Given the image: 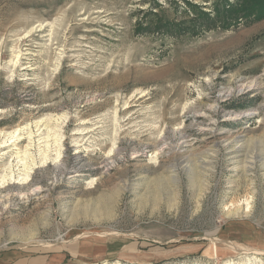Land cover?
I'll return each mask as SVG.
<instances>
[{"label":"rangeland","instance_id":"374dc122","mask_svg":"<svg viewBox=\"0 0 264 264\" xmlns=\"http://www.w3.org/2000/svg\"><path fill=\"white\" fill-rule=\"evenodd\" d=\"M191 17L183 0H0V131L21 129L12 139L29 142L35 167L23 182L0 176V194L14 193L0 264H264V17L205 31ZM193 109L212 114L214 134ZM237 134L231 153L223 143ZM183 139L194 142L182 150ZM10 148L0 175L22 168ZM30 180L50 190L21 199Z\"/></svg>","mask_w":264,"mask_h":264},{"label":"bare ground","instance_id":"6f19581e","mask_svg":"<svg viewBox=\"0 0 264 264\" xmlns=\"http://www.w3.org/2000/svg\"><path fill=\"white\" fill-rule=\"evenodd\" d=\"M17 55V54H16ZM257 79H259V78H254V79H252V80H250V81H248V82H246V83H239V84H237L236 85V87H231V86H229V87H227V88H225V89H222L221 91H218V94H217V98H218V100L220 101V100H222V98H224V97H227V96H229V95H231L232 93H237V94H240V93H242V92H244V91H247V90H250V89H252L253 87H255V86H257L258 85V83H259V81H257ZM92 101V100H91ZM207 108L209 109V112H211L212 114L215 112H218L217 110V108H218V101H216V103L214 102V104H211V105H208L207 106ZM212 114H210V115H212ZM253 114V112H249L248 110H244V111H240V112H227L225 115H224V119L223 120H236V119H240V118H243V117H245V116H250V115H252ZM255 114V113H254ZM191 115H192V117H194V118H197V117H201V116H203L204 118H207V125H205L206 127H199V125L197 126L198 128L197 129H201V130H205V131H207L208 133H210V135H212V134H214L215 132H216V123H217V120L212 116H210V115H208L207 113H205V112H202V111H200V109H193L192 110V113H191ZM117 116V115H116ZM116 119V118H115ZM206 120V119H205ZM116 121V120H115ZM115 121H114V123H115ZM117 125V124H116ZM39 129V128H38ZM47 129H49V128H47ZM52 129V128H51ZM20 128H15L12 132H10L9 134H7L6 132H2V131H0V135H2V136H4V134L5 135H8L7 136V138L5 139V140H3L2 142V144L0 145V147H8V146H11L12 148H10L11 150H14V152L13 151H10L11 152V155H13V153H15V155L13 156L14 158H18V160H17V162H16V164H18L19 163V166H22V168L21 169H19V168H17V169H14V167L16 166L15 164H14V166L11 164V163H7V166H4V170H5V173L4 174H2V175H0L1 176V181H2V183H4V182H7V181H12L13 183H17L16 182V180L18 179L19 181L21 180H26L28 177H29V174L31 173V169L32 168H35L34 167V165L33 166H30L29 165V163H28V158H29V156L31 157V155H30V152H28V149H29V142H28V144H26L25 145V148H24V150H20V148H17L16 146H15V139L17 138V136L18 135H20L21 133H20ZM48 131H50V130H48ZM55 131V130H54ZM114 132H115V130H114ZM2 133V134H1ZM48 133V132H47ZM50 133V132H49ZM48 133V134H49ZM26 134H27V136H26V138L27 139H29L30 141H32V139H33V136H32V131L31 130H28V132H26ZM41 134V133H40ZM182 134H183V136H184V133L182 132ZM51 135V134H50ZM57 135V134H56ZM59 135V134H58ZM57 135V136H58ZM242 136H243V134H237V135H235L233 138H230V139H227L224 143H223V145H227V147L230 149V152L231 153H233V151H232V147H238L239 145H241V143H242ZM15 137V139H12V138H14ZM46 137H48V135H46L45 137H43L44 139H47ZM20 138V137H19ZM60 138V137H59ZM11 139V140H10ZM54 139H55V136H54ZM53 139V140H54ZM61 139V138H60ZM18 140V139H17ZM43 142L45 143V142H47L46 140H43ZM55 142H56V140H55ZM193 142L194 141H192V140H190V139H187V140H182V141H180V143H178V144H180L178 147H180L182 150H184V147H189V146H192V144H193ZM30 143H32V142H30ZM48 143V142H47ZM44 145V144H43ZM49 145V143L48 144H46L45 143V146L47 147ZM42 146V145H41ZM57 146H58V144H57ZM169 145L167 144V143H165V142H163L161 145H160V148H159V150H162L163 151V149H168L169 147H168ZM49 147V146H48ZM48 147L46 148V149H48ZM59 147V146H58ZM39 148H40V146H39ZM38 148V149H39ZM60 148V147H59ZM42 149V148H41ZM159 150L157 151V152H155L154 154L155 155H158L159 154ZM209 150H212V149H209ZM41 150H39V152H40ZM43 152V154H42V156H43V158L45 159V161H47L46 160V158L48 157L47 156V152H46V150H44V149H42V151H41V153ZM164 152V151H163ZM236 152V151H235ZM4 153H6V151L4 152ZM47 153V154H46ZM118 153V152H117ZM136 153V152H135ZM161 153V152H160ZM57 154V153H56ZM134 156V155H133ZM11 157V156H10ZM33 159H34V157H33ZM115 159V158H114ZM11 160H13V158L11 159ZM10 160V161H11ZM32 160V159H31ZM13 162V161H12ZM115 163V162H113V161H111L110 160V163ZM187 162L188 161H184L183 160V163L181 164V166H180V170H183V172H190L191 174H192V169H191V167L187 164ZM31 163H32V161H31ZM32 165V164H31ZM73 166V165H72ZM2 167V166H1ZM104 167H106V162H105V164L104 165H102L101 166V168H104ZM59 168L62 170V172H67V173H69V169H71L70 168V166H67V164L66 163H64V162H62V164L59 166ZM73 168V167H72ZM232 168L233 169H236L237 168V164H234L233 166H232ZM15 170H18L19 171V173H15ZM22 171V172H21ZM173 171V170H172ZM71 172H73V171H71ZM20 175H23L22 177H19ZM76 175H72L71 176V178L73 177H75ZM78 176V175H77ZM189 178H191V176L189 175ZM171 184H173V188L171 189V190H173V189H177V192L179 191V185H178V182H179V175H178V173H176V174H172L171 175ZM34 181V180H33ZM23 182V181H22ZM26 182V181H25ZM24 182V183H25ZM19 183V182H18ZM23 184V183H22ZM27 184V183H26ZM25 184V185H26ZM179 184H180V182H179ZM1 186V185H0ZM29 189H28V191L27 192H25V193H23V191H22V193L21 194H19L20 196V198L21 199H25V200H29V199H37V198H39L40 197V195H41V193H43V190H46V191H49L50 190V187L48 186V188H46V189H42V187L41 186H39L38 184H36V183H32V180H30L29 182H28V186H27ZM89 188V187H88ZM125 188H126V185L124 186V187H120L119 189V191H121V192H123L124 190H125ZM130 188L132 189V191L134 190V192H136L137 191V189L139 188L138 187V185H133V184H131L130 185ZM20 191V190H19ZM159 191V190H158ZM20 193V192H19ZM112 193V192H111ZM137 193H138V191H137ZM18 194V193H17ZM105 195V194H104ZM18 196V195H17ZM42 196H44V195H42ZM100 196V195H99ZM118 196V195H117ZM138 196H139V194H138ZM175 196V195H174ZM13 197H14V193H11V192H7L6 194H4V195H1L0 194V216L1 215H3L4 213H6L7 211H8V209L10 208V205H11V202L13 201ZM19 198V199H20ZM106 198V197H105ZM115 198H117L116 196H115ZM18 199V198H17ZM98 199V198H97ZM24 200V201H25ZM106 200H107V198H106ZM105 200V201H106ZM109 200H110V198H109ZM108 200V201H109ZM119 200V199H118ZM98 201V200H97ZM108 201H107V203H108ZM110 202V201H109ZM96 203V202H95ZM116 203H118L117 202V200L116 199H114V201H112V202H110L109 204H108V206L107 207H111V210H115L116 208H115V206H117L116 205ZM168 203H170L169 201H168ZM15 204V203H14ZM104 204V203H103ZM106 207V208H107ZM152 207H153V209L154 210H158L157 208L159 207V205H157L156 204V202L154 203V205H152ZM248 209V208H247ZM240 210V209H239ZM239 210L237 209L236 211H233L232 213L231 212H229V214H235V215H237V213L239 212ZM244 210V209H243ZM103 211H104V209H103ZM229 211V210H228ZM227 211V212H228ZM232 211V210H231ZM247 211V210H246ZM153 212H155V211H153ZM244 212V211H243ZM111 214V213H110ZM114 214V213H113ZM246 214V213H245ZM46 215H48V217L50 216V213H49V211H47V213H46ZM116 215V214H115ZM228 215V214H227ZM105 217V216H104ZM111 218H113V216L111 215L110 216ZM115 218V217H114ZM110 220V219H109ZM37 234H35V233H33V234H31V236H30V238H28V239H26V240H24L23 241V243H27V242H29V241H32V240H36L37 239ZM22 240V239H21ZM39 242H40V240H39ZM43 242H45V241H43ZM41 243V242H40ZM22 244V243H21ZM42 244V243H41ZM214 244V243H213ZM25 244H23V246H24ZM44 245V244H43ZM49 245V244H48ZM19 246H21V245H19ZM260 253V252H259ZM216 255V254H215ZM255 257V256H254ZM247 258V257H246ZM252 258V257H251ZM250 258V259H251ZM256 258V257H255ZM256 260V259H255ZM246 262V261H245ZM250 264V263H249Z\"/></svg>","mask_w":264,"mask_h":264},{"label":"trees","instance_id":"16d2710c","mask_svg":"<svg viewBox=\"0 0 264 264\" xmlns=\"http://www.w3.org/2000/svg\"><path fill=\"white\" fill-rule=\"evenodd\" d=\"M183 1L186 10L192 15V17L185 22H192L195 25L193 21L199 18L201 22H199L196 27L204 31L210 30L216 26L227 27L230 22L238 23L244 20L250 23L264 17V0H236L235 2H231L230 0H214L211 2L209 10H206L204 6L192 2L191 0ZM151 12L155 13L152 10ZM140 24L141 23L138 22V26H140ZM168 26L169 21H166L163 27ZM187 31H189V29Z\"/></svg>","mask_w":264,"mask_h":264}]
</instances>
